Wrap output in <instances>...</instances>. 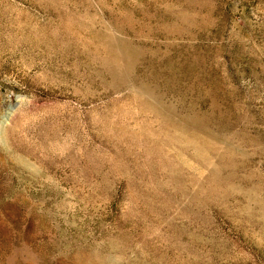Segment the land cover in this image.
Returning a JSON list of instances; mask_svg holds the SVG:
<instances>
[{"label": "rangeland", "instance_id": "1", "mask_svg": "<svg viewBox=\"0 0 264 264\" xmlns=\"http://www.w3.org/2000/svg\"><path fill=\"white\" fill-rule=\"evenodd\" d=\"M0 264H264V0H0Z\"/></svg>", "mask_w": 264, "mask_h": 264}]
</instances>
